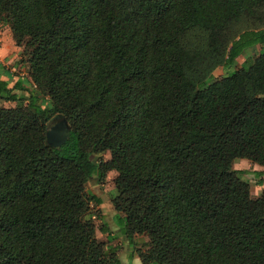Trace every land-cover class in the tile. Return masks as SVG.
Instances as JSON below:
<instances>
[{"label":"trees","instance_id":"obj_1","mask_svg":"<svg viewBox=\"0 0 264 264\" xmlns=\"http://www.w3.org/2000/svg\"><path fill=\"white\" fill-rule=\"evenodd\" d=\"M262 10L264 0H0V28L33 84L11 88L0 69V264H123L97 237L111 172L132 259L264 264V190L253 197L234 169L264 168V26L231 31ZM61 120L71 136L54 148L47 129Z\"/></svg>","mask_w":264,"mask_h":264},{"label":"crops","instance_id":"obj_2","mask_svg":"<svg viewBox=\"0 0 264 264\" xmlns=\"http://www.w3.org/2000/svg\"><path fill=\"white\" fill-rule=\"evenodd\" d=\"M2 28L5 27L0 28L1 35H2L1 33ZM3 40H4L3 38H0V69L2 70V80L8 83L11 82L12 84H10V86L13 85L14 87V85L21 79L14 78V76L11 75L10 73L11 71L9 72V69L6 68V64H10L12 61H15L22 51L16 45H13L14 49L9 48L7 44L3 43ZM261 49H262L261 46H257L255 48H250L249 50H247L245 54L237 60L238 67L241 68L243 65H247L250 62H252L253 59L256 58L261 53ZM12 54H14L13 57ZM238 165L246 166L247 168L250 169L252 168L253 175L255 178H257L258 181L256 183L253 181L250 182L256 184L254 192L262 193V191L264 190V168L252 164L251 162L246 160L238 161L234 167H237ZM245 170L242 169L237 171H245ZM255 173H262V176L257 177ZM260 181H262V184L260 183ZM104 200L105 203L100 207V210L103 215V219L99 220V223L100 224L103 223L105 228L108 230V232L103 234L100 231H98L97 233L98 239L102 242L109 243V245L111 246L120 248V258L123 264H143L141 259L139 258L132 259L130 257L132 250L129 242H126L124 239L123 228L118 223L117 212L111 201H109L108 199H104ZM109 239H112V242H109Z\"/></svg>","mask_w":264,"mask_h":264},{"label":"rangeland","instance_id":"obj_3","mask_svg":"<svg viewBox=\"0 0 264 264\" xmlns=\"http://www.w3.org/2000/svg\"><path fill=\"white\" fill-rule=\"evenodd\" d=\"M260 15L263 17L262 21H257V20L251 19V18L241 19L237 24H235L232 27V29H231L232 36L237 34V33L246 31V30L259 29V28L263 27L264 26V10L260 11ZM10 32H11L10 28H8V27L2 28V31H1L2 35L0 34V38L4 39L3 43L7 44L9 46V48L14 49L13 45H15V43H14V41H12L13 36H12V33L10 34ZM191 39L193 41L195 40L194 38H191ZM21 51L23 52L22 49H21ZM22 52H21V54H19L18 58H16L15 61H12L10 64H6V68L9 69V72L11 71L10 73H11V75L14 76V78H20L22 81H24L25 87L30 90L33 88V84L30 80V77L28 75L26 68H24V66L19 63L21 60ZM13 56H14V54H12V57ZM223 74L224 73H223L222 67H218L213 71V75H214L215 80H220L223 77ZM10 84H12V83L10 82ZM10 87H13V85H11ZM3 106L6 108H15L16 104L4 103ZM102 159L104 161H109L111 159V156L110 155H104V156H102ZM234 169L235 170L247 169L245 171L248 174L245 175V178L247 180L253 181L255 183L258 181L257 178H255L253 175L252 168L250 169V168H247L246 166H239L238 165L237 167H234ZM117 176H118L117 173H114V172L109 173L107 180L105 181V184L103 185V189H102L104 199H108L111 202L113 199V194L114 195L116 194V191L114 190L115 189L114 180L116 179ZM92 189H93V186L91 184H89L88 190H92ZM94 189H97V188H94ZM260 194H261L260 192H257V193L254 192L253 197L258 198L260 196ZM103 225L104 224L101 223V227ZM107 244H109V243H107Z\"/></svg>","mask_w":264,"mask_h":264},{"label":"water","instance_id":"obj_4","mask_svg":"<svg viewBox=\"0 0 264 264\" xmlns=\"http://www.w3.org/2000/svg\"><path fill=\"white\" fill-rule=\"evenodd\" d=\"M71 132L65 120L52 122L47 129L48 143L54 148L63 147L70 139Z\"/></svg>","mask_w":264,"mask_h":264}]
</instances>
